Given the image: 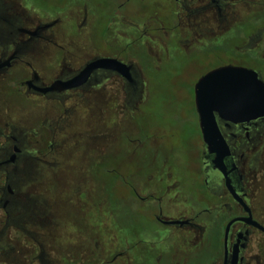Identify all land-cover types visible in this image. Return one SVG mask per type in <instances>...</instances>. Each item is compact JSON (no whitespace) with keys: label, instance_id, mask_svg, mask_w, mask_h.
I'll list each match as a JSON object with an SVG mask.
<instances>
[{"label":"flooded vegetation","instance_id":"1","mask_svg":"<svg viewBox=\"0 0 264 264\" xmlns=\"http://www.w3.org/2000/svg\"><path fill=\"white\" fill-rule=\"evenodd\" d=\"M131 1L0 0V264H264V0Z\"/></svg>","mask_w":264,"mask_h":264},{"label":"water","instance_id":"2","mask_svg":"<svg viewBox=\"0 0 264 264\" xmlns=\"http://www.w3.org/2000/svg\"><path fill=\"white\" fill-rule=\"evenodd\" d=\"M106 67L116 69L124 73V70L127 69V66L116 59L101 57L96 59L95 61L90 62L86 67V70H91L95 67ZM224 76L227 78L222 88V96L221 98L224 100L225 106L228 107V101L230 99L236 98H244V94L246 92H250L253 90V87H257L260 93H264V84L262 81L258 80L256 77V73L252 70L242 68V67H234L227 66L220 69H217L213 73L207 75L205 79L212 76ZM260 113H264V104L259 106ZM206 143L210 144L211 139L208 137H204Z\"/></svg>","mask_w":264,"mask_h":264},{"label":"rangeland","instance_id":"3","mask_svg":"<svg viewBox=\"0 0 264 264\" xmlns=\"http://www.w3.org/2000/svg\"><path fill=\"white\" fill-rule=\"evenodd\" d=\"M103 4H102V14H101V19H100V23L97 29L96 34L100 35L102 33V30L105 28V26L107 24H112V17L114 15V10L116 9V5L120 0H100ZM137 2L136 1H131L128 3V5L126 6L127 10L129 12H134L137 8ZM172 94L175 92V90L171 91ZM170 91H162L161 94L166 93L165 94V99L166 102H169V95L171 93ZM177 94V97H182V96H186V92L184 91H176L175 92ZM108 177H112V176H108ZM112 205H116V203L114 202H109ZM108 203V204H109ZM71 213H69V218H67L65 220V226L66 228H64L63 230H58L57 233L59 234L58 236V242L60 241L62 245L65 246V244L69 245V242L71 243V234L72 238L74 237V234L76 232V226H80L82 227L85 231H90L91 227H92V223L94 224L95 222L93 221V218L90 217L89 215H81L80 213H75V210L73 209L72 211L70 210ZM109 218L107 217V215L105 216V224L104 227L101 226L99 229L100 232V236L102 237H106V231L107 228H110L112 226L111 222L108 221ZM62 222H64V220H60ZM78 224V225H77ZM64 233V234H62ZM62 235V236H61ZM61 236V237H60Z\"/></svg>","mask_w":264,"mask_h":264}]
</instances>
